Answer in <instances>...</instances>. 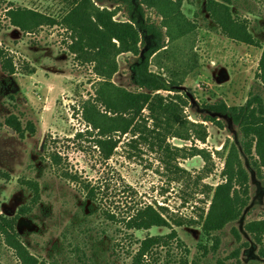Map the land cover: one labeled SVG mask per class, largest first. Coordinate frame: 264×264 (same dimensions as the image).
<instances>
[{"label":"rangeland","instance_id":"1","mask_svg":"<svg viewBox=\"0 0 264 264\" xmlns=\"http://www.w3.org/2000/svg\"><path fill=\"white\" fill-rule=\"evenodd\" d=\"M204 3L184 0L182 5L198 28L189 54L194 55L197 66L187 74L181 90L188 91L199 105L217 100L242 105L255 93L264 99V84L257 77L262 48L222 34L205 12ZM9 6L31 8L59 19L67 0H0V46L14 68L13 73H7L0 66V212L13 216L20 206L30 204L32 192L24 180L39 184L40 200L17 223L28 250L53 264H130L140 240L165 235L170 229L127 230L100 210L123 217L129 207L148 203L165 207L171 226L189 252L177 248L173 241L169 248L153 250L145 258L146 264H217L219 260L233 264L230 254L243 240H248L249 246L241 249L240 263L251 264L258 246L248 237L244 224L264 218V168L257 171L250 160L244 161L249 176L247 207L238 220L218 233L215 253L203 256L198 247L202 241L200 214L207 210L215 186L224 181L226 149L221 148L234 142L237 127L224 117H220L221 125L202 121L194 113L196 109L187 106V118L206 126L204 142L169 136L166 154L142 140L131 142L129 133L119 138L113 154L104 160L92 142L94 133H86L90 128L80 114L82 101L93 96L98 80L93 63L69 50L71 33L60 24L43 25L29 33L12 26L5 16ZM232 12L246 20L257 41L264 42L262 0H233ZM114 18L125 17L119 12ZM130 58V54L117 56L118 70L112 80L134 89L129 80ZM152 70L158 69L152 66ZM9 122L18 125L19 131L9 127ZM78 132L82 135L77 136ZM193 145L209 151L211 161L205 165L200 156H189ZM177 147L183 150L177 153ZM52 152L61 156L58 165L51 162ZM62 172L78 178L69 179ZM82 182L99 186L95 202H85ZM89 203L94 209L86 207ZM233 227L241 241L234 237ZM0 264H20L1 241Z\"/></svg>","mask_w":264,"mask_h":264},{"label":"trees","instance_id":"2","mask_svg":"<svg viewBox=\"0 0 264 264\" xmlns=\"http://www.w3.org/2000/svg\"><path fill=\"white\" fill-rule=\"evenodd\" d=\"M183 2L67 0V6L59 19L19 6L7 7L5 16L12 26L24 33L33 32L43 25H62L71 33L69 50L83 61L93 63L98 80L93 96L82 101L80 114L90 128L86 133H94L92 142L104 160L113 154L119 138L129 133L131 142L142 140L152 148L157 146L163 149L166 154L169 152L166 143L169 136L204 142L207 137L206 126L187 118L184 114L187 106L196 109L194 113L200 115L202 121L220 124V117H224L237 127L238 136L234 142L229 146L223 144L221 148L226 149L222 170L224 181L215 186L207 210L202 209L200 214L202 241L198 247L202 255L206 256L215 253L218 248V233L227 224L238 220L248 205L249 176L244 161L248 163L250 160L257 171L264 168V99L255 93L242 105H228L224 100L199 105L188 91L181 90L185 77L197 66L196 58L194 55L189 57V54L194 47L193 35L198 28L196 20L183 12ZM232 4L233 0H205L204 8L222 34L262 48L257 77L264 84V42L255 39L245 19L240 20L234 16ZM119 12L124 14V19L114 18ZM181 40L186 42L182 46L179 43ZM120 54L131 55L129 80L134 89H128L112 80L118 70L116 58ZM185 56L188 57L187 61L183 59ZM178 60L182 61L176 62ZM0 66L7 73L14 72L12 59L1 46ZM152 66L158 70H152ZM8 126L19 131V126L13 122H9ZM81 133L76 135L81 136ZM175 150L179 153L183 148L177 147ZM188 155L200 156L205 165L211 161L210 152L196 145L189 147ZM50 159L53 165H58L61 156L58 152H52ZM62 173L72 180L78 178L68 172ZM23 183L32 192L30 204L20 206L13 216L0 212V241L14 252L20 264H53L33 255L17 231L18 220L26 217L40 200L39 184L29 179ZM99 189L98 185L82 182L85 202H95ZM86 207L93 208L90 203ZM129 208L123 217L115 216L107 210H100V214H104L108 220L122 222L127 230H149L152 227L170 229L165 235L147 236L140 240L130 264H146L145 258L153 250L158 247L169 248L173 241L177 248L189 252L171 226L165 207L145 203ZM174 223L181 224L179 221ZM244 230L258 246L251 264H264V218L246 221ZM232 233L237 241H241L236 228H232ZM248 246V240H243L232 251L230 257L234 259L233 264H241L240 251ZM217 264L224 263L219 260Z\"/></svg>","mask_w":264,"mask_h":264}]
</instances>
